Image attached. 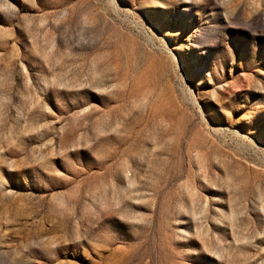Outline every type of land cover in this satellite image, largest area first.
<instances>
[{
  "label": "rangeland",
  "instance_id": "374dc122",
  "mask_svg": "<svg viewBox=\"0 0 264 264\" xmlns=\"http://www.w3.org/2000/svg\"><path fill=\"white\" fill-rule=\"evenodd\" d=\"M0 264H264V0H0Z\"/></svg>",
  "mask_w": 264,
  "mask_h": 264
}]
</instances>
